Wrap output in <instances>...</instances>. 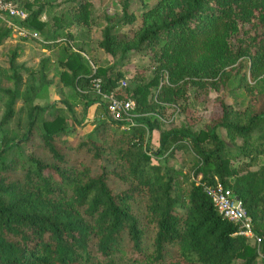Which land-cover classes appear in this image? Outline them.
<instances>
[{"label": "trees", "instance_id": "1", "mask_svg": "<svg viewBox=\"0 0 264 264\" xmlns=\"http://www.w3.org/2000/svg\"><path fill=\"white\" fill-rule=\"evenodd\" d=\"M9 1L28 12L25 26L45 34L49 21L41 14L61 3ZM64 1L65 12L50 16L57 29L92 21L90 0ZM129 1L119 16H105L99 46L111 56L149 51L155 75L147 82L136 75L125 91L116 89L120 72H93L80 48L66 53L59 74L76 92L100 77L103 92L115 89L117 98L135 102L134 124L117 134L110 126L127 122L111 118L99 96L79 92L84 116L98 103L105 117L96 116L86 136L68 140L72 125L64 107L39 103L49 97L43 65L26 67L16 61L18 50L11 52L4 73L11 86L0 84V264H257L259 252L264 264V110H236L224 92L264 95V0H158L125 38L120 28L135 19ZM244 24L253 31H241ZM10 33L0 20V45ZM45 37L47 50L63 44ZM190 85L198 94L221 92L205 128L195 131L197 115L186 114L183 123L160 130L152 149L151 134L160 129L156 107L185 100ZM58 102L74 113L69 101ZM48 108L55 112L44 119ZM220 127L235 149L219 136ZM178 150L192 153L185 171L153 162ZM239 154L248 160L234 170L231 158ZM218 182L241 201L261 237L260 251L218 213L205 191Z\"/></svg>", "mask_w": 264, "mask_h": 264}, {"label": "rangeland", "instance_id": "2", "mask_svg": "<svg viewBox=\"0 0 264 264\" xmlns=\"http://www.w3.org/2000/svg\"><path fill=\"white\" fill-rule=\"evenodd\" d=\"M50 1V0H45ZM93 6V19L89 23H79L73 24L69 28L62 30L57 29L53 24V18L50 19L51 15H59L61 12H65L68 7V2L64 0H57L61 2L56 4L54 8H49L46 5L44 12L41 14V19L49 21V27L46 29V34L35 30L40 39L37 38H22L16 34V31L11 29L10 36L2 45H0V84L11 86V82L8 81L4 73H8V63L11 52L13 49H17L19 52V57L17 58L18 63L24 64L26 67L38 70L40 66L43 65L44 70L49 78V97L44 100H39L40 104L51 103L52 101H57L58 106L64 107L63 113L67 117L68 124L72 125V130L67 136L68 140L75 142L79 137H84L89 134L94 129V120L96 116L100 115L105 117L103 113H98L96 108L98 103L91 104L87 107V113L84 116L82 107L78 103V100L83 98L79 95L83 93L87 98H93L99 96L103 101L108 100V96L111 92L99 93L96 83L98 79L100 83L101 78L92 79L85 86L76 90L71 87H64L59 78L60 71L62 68V61L67 52L78 51L80 48V53L83 58L87 61L92 71H96L97 67L107 68L109 72H120L121 77L116 81V89L125 91L127 86H130L134 82L136 75H142L144 82H147L156 72V63L154 62L152 55L149 51H135L129 52L126 56L121 57L120 54L111 56L106 53L100 46L99 40L101 39L102 27L105 25V16H119L122 13L121 5L124 0H90ZM158 0H130L128 11L134 14V21L130 24H125L120 28V35L125 38H131L133 34L140 28L143 21V13L150 7H152ZM114 18L112 19V21ZM15 26L23 25L20 20H12ZM28 27V26H27ZM240 30H251L253 27L251 24L241 25ZM70 34L68 37L67 34ZM45 35L56 36V38H61L63 44L53 46L51 49H45L42 44L49 42ZM61 41V42H62ZM156 92V88H152V95ZM225 101L232 105L236 110L243 111L244 109H250L255 111L264 110V95H254L240 90H231L226 88ZM220 91L210 89L206 95L198 94L194 86L188 87L187 98L185 100L180 99L177 104H167L162 103L160 106L156 107L159 112V125L160 129L153 130L150 137V147L156 149L158 147L159 132L163 128H169L177 126L184 122L185 115L190 113H195L198 117V121L194 125V130L197 131L200 128H205L208 121V116L212 107V103L215 97L220 95ZM67 100L72 104L73 112H70L63 103L58 102L59 100ZM132 100V99H131ZM152 101L154 98L152 96ZM135 103V102H134ZM21 102L18 101L16 108L20 106ZM184 104L189 105L186 111H181L180 107ZM131 110L132 116H136L137 112L133 109ZM54 108H48L43 114L44 119H51L54 114ZM72 118H75L73 121ZM129 126L125 124L116 126L112 124L110 126V131L117 134L120 130L128 129ZM219 136L224 140V142L234 148V145L228 140L226 132L223 128H218ZM238 144H241L242 140L238 138L236 140ZM191 151L188 150H178L172 156L164 153L163 156L153 157V162L158 163L163 166H172L174 168H180L182 170H187L190 167ZM248 157L239 154L234 158H231L230 166L235 170L237 166L241 165V162L247 161ZM257 166H250V169H255ZM262 241L256 244L258 251L261 247ZM263 255L259 252L257 258V264H263Z\"/></svg>", "mask_w": 264, "mask_h": 264}, {"label": "built area", "instance_id": "3", "mask_svg": "<svg viewBox=\"0 0 264 264\" xmlns=\"http://www.w3.org/2000/svg\"><path fill=\"white\" fill-rule=\"evenodd\" d=\"M28 16V12L9 0H0V20L5 22L8 27H11L16 34L22 38H39L38 33L27 26H15L12 20H24ZM98 79L96 87L98 92L101 93V85ZM108 115L115 119L125 121L126 126L133 125L131 110L134 106V101L131 99H120L114 96L113 92L108 96L105 101ZM206 193L211 197L214 206L218 213L227 220L235 223L238 227L236 234L245 236L254 241L255 244L261 242V237L255 234L252 229L250 218L247 216L241 201L233 194L230 188L225 187L221 183H216L215 186L205 187Z\"/></svg>", "mask_w": 264, "mask_h": 264}]
</instances>
